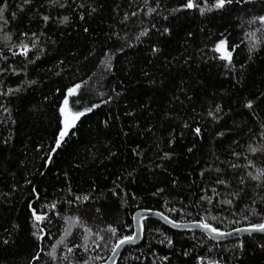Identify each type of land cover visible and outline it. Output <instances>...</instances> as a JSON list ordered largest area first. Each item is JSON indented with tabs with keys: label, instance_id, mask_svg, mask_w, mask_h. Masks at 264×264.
Here are the masks:
<instances>
[{
	"label": "trees",
	"instance_id": "16d2710c",
	"mask_svg": "<svg viewBox=\"0 0 264 264\" xmlns=\"http://www.w3.org/2000/svg\"><path fill=\"white\" fill-rule=\"evenodd\" d=\"M194 2L0 0V264L101 262L139 209L220 230L264 221V0ZM66 96L85 115L57 148ZM141 222L116 264H264V235Z\"/></svg>",
	"mask_w": 264,
	"mask_h": 264
},
{
	"label": "snow or ice",
	"instance_id": "6c2138e0",
	"mask_svg": "<svg viewBox=\"0 0 264 264\" xmlns=\"http://www.w3.org/2000/svg\"><path fill=\"white\" fill-rule=\"evenodd\" d=\"M233 2V0H215V3L211 6L213 8H223L225 7L226 4H231ZM198 5L195 4L194 0H187V3L184 7L186 8H193V7H197ZM205 9H201V12L203 13ZM211 10V9H209ZM4 11H5V7H0V20L4 19ZM151 11H155V9H150ZM45 20L48 19V17H44ZM67 17L64 18V21H67ZM258 21L261 25H264V16H259V17H255L254 20L252 21L253 23ZM146 33L142 32L141 35H145ZM250 36H255V33H251V34H247ZM22 54L27 55V52L29 51V48L27 45L22 44ZM34 46V45H33ZM252 47H255V43H253ZM217 52H220V59L226 60L229 64L231 63L232 60V51L228 50V46H227V41L226 40H221L217 45L216 48L214 49ZM234 50V49H233ZM158 51V49H153V52ZM80 87V85H76L74 88H69L68 92H67V96H72L75 95L76 90ZM67 96L63 102V106L61 107L60 111L62 113V115H65V120H64V126L63 129L61 130L60 134H59V138L56 141V147L59 148L61 145V142L64 140V138L68 135L69 129H71L72 127L75 126V123L77 120H79L80 117L84 116L85 113L84 112H75V113H69L68 110V99ZM247 107L251 108L252 107V103L249 102L247 105ZM92 109L89 108L88 111H91ZM218 110V109H217ZM211 114V113H210ZM70 117V118H69ZM197 132V134H199L200 129H196L195 130ZM55 150V149H54ZM252 151L255 152L257 151V149L252 148ZM257 175L252 176V173H249L250 176H252L253 179L255 180H259L261 177H264V170H257ZM221 183H223L221 181ZM84 199H87V197H84ZM227 203H231V201H227ZM35 220L37 222L41 221L44 219V217L42 215H37L35 212L33 213ZM165 219H167L165 217ZM213 219H215V217H213ZM200 227L203 229L208 230L209 232L212 233H216L217 236H225L228 235V233H223V232H219L218 229L213 228L210 224L208 223H201ZM252 230L255 231H264V223L262 224H257V225H252ZM110 231L113 233V235L116 234V229L115 228H111ZM66 234H67V230H66ZM135 239L134 236H124L123 238H121L116 245L112 248L113 253H115L117 251L118 248H120L122 245L132 242ZM61 243L63 241H60ZM169 243H171V241L169 240ZM72 249L69 248V252H71Z\"/></svg>",
	"mask_w": 264,
	"mask_h": 264
},
{
	"label": "water",
	"instance_id": "95a60500",
	"mask_svg": "<svg viewBox=\"0 0 264 264\" xmlns=\"http://www.w3.org/2000/svg\"><path fill=\"white\" fill-rule=\"evenodd\" d=\"M70 118V117H69ZM65 115H63V126H64ZM165 217L167 219H165ZM145 218H154L160 221L165 226L170 229L177 231H198L204 233L211 241L216 243H223L228 241L237 240L243 237L252 236V235H264V231H255L252 230V225L238 226L229 230H219V232L228 233L225 236H217L216 233L209 232L206 229L200 227L201 221H175L168 216L157 210L151 209H139L133 214V234L135 239L132 242L126 243L117 249L115 253L111 250L108 257L95 264H116L117 259L122 254V252L129 247L138 246L143 239V227L142 219ZM264 223V221L262 222ZM261 223V224H262ZM213 227V226H212ZM214 228V227H213ZM116 245V244H115Z\"/></svg>",
	"mask_w": 264,
	"mask_h": 264
}]
</instances>
